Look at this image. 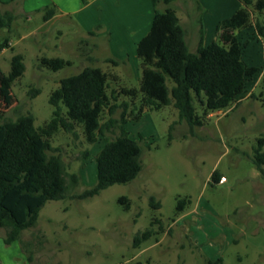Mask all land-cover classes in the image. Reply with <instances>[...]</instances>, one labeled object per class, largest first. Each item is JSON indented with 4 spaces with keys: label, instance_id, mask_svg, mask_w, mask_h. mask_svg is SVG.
<instances>
[{
    "label": "rangeland",
    "instance_id": "obj_1",
    "mask_svg": "<svg viewBox=\"0 0 264 264\" xmlns=\"http://www.w3.org/2000/svg\"><path fill=\"white\" fill-rule=\"evenodd\" d=\"M201 1L208 9L202 8L208 24L214 12L223 15L233 2ZM234 2L239 9L243 5ZM54 3L60 7L58 17L46 22L44 15ZM152 4V0H0V16L7 10L16 18L10 31L0 30V45L8 41L0 49V67L8 74L17 54L25 57L26 66L11 92L0 97V137L4 121L23 115L32 114L36 128L44 127L53 117L52 92L62 79L85 67L116 74L119 78L111 90H139L142 64L137 48L151 29ZM164 6L161 0L158 8ZM95 22L92 32L99 41L87 37L88 45L80 43L85 26ZM105 32L111 35L110 42H104ZM236 36L243 60L259 69L244 96L206 118L194 100L204 120L194 129L181 121L173 106L145 111L140 120L127 125L142 149L139 176L87 200L66 196L48 202L37 225L21 236L32 262L19 241L5 244L7 230L0 229V264H264V175L253 161L259 140L264 139V38L254 27L238 30ZM42 57L70 60L73 66L59 72L40 69ZM109 58L119 65L107 63ZM167 84L173 86L170 80ZM123 100L127 98L119 102ZM122 112L117 109L113 118L120 119ZM109 118L107 112L104 122ZM118 135V129L108 131L89 145L77 126L52 139L49 154L60 156L67 173L81 178L72 194L98 184L96 156ZM215 171L227 182L215 183L211 179ZM123 197L130 202L129 210L119 201ZM152 199L160 208L152 206ZM181 200L185 210L178 214ZM150 229L154 235L135 248V238Z\"/></svg>",
    "mask_w": 264,
    "mask_h": 264
},
{
    "label": "trees",
    "instance_id": "obj_2",
    "mask_svg": "<svg viewBox=\"0 0 264 264\" xmlns=\"http://www.w3.org/2000/svg\"><path fill=\"white\" fill-rule=\"evenodd\" d=\"M242 7L230 18L221 21L215 40L208 46L201 37L195 52L190 51L186 32L175 9H158L161 0H152L155 15L149 33L139 42L137 55L142 64L140 89H112L119 77L106 73L98 67H85L78 75L64 78L50 97L54 108L52 119L44 127L36 128L32 114L23 115L16 121H4L0 137V229H6L5 244L19 241L24 251L26 244L21 236L25 230L37 225L40 212L50 201L64 199L87 200L99 195L114 185L134 181L142 171V149L130 137L127 125L141 119L145 111H160L173 106L181 121L194 129L204 124L198 116L194 100L204 108V118L211 113L225 110L247 92V83L255 79L258 68L250 67L243 60V48L236 32L254 27L259 37L264 38V0H240ZM169 6L170 0H163ZM58 12L55 4L48 8L44 21L51 20ZM16 18L10 11L0 16V30L10 31ZM89 36H95L90 32ZM85 45L89 41L82 39ZM8 41L0 45L6 48ZM94 61L93 58H89ZM25 57L15 55L11 71L5 74L0 67V97L7 96L15 82L26 71ZM118 66L119 62L107 59ZM73 66L62 58L39 59L40 69L59 72ZM173 83L169 87L167 82ZM40 94V90L35 91ZM127 98L121 103L120 98ZM130 97V98H129ZM132 98V99H131ZM117 109H122L120 119L113 118ZM110 118L104 122L106 114ZM83 130L86 142L95 145L106 132L118 129L119 135L107 141L96 156L98 184L77 195L72 194L80 184L78 174H69L60 156L50 155L51 141L61 131ZM173 128V126H172ZM142 139V137H140ZM264 139L259 140L253 161L264 175ZM90 152L86 151L85 158ZM221 174L215 171L211 179L219 183ZM120 203L130 209L127 198ZM185 201H179L178 214L184 212ZM151 204L160 208L154 199ZM157 222H153V225ZM154 230L137 236L134 247L148 241ZM35 238L40 236L34 235ZM27 253V251H26ZM28 254V253H27ZM28 260L33 256L28 254ZM222 259L219 260L221 262Z\"/></svg>",
    "mask_w": 264,
    "mask_h": 264
},
{
    "label": "crops",
    "instance_id": "obj_3",
    "mask_svg": "<svg viewBox=\"0 0 264 264\" xmlns=\"http://www.w3.org/2000/svg\"><path fill=\"white\" fill-rule=\"evenodd\" d=\"M3 4L5 5L6 3H3ZM57 4H59V3H57ZM203 5H204V3L201 0H170L169 6L165 5L164 8H162V9L160 7L158 8L161 11H164L167 7H172L173 9L176 10V12L180 18L181 25L186 32V41H187L188 47L190 50H193V52H195L197 50L199 43H200V40H201V37H203V42H204L205 46H208L210 44L211 39L214 41L215 36H216V34L213 33L214 32V26L217 30V26L221 21H224V20L230 18L232 15H234L236 13L237 10H239V5L236 4V2H234V0H233V2H231L230 5L227 6L223 15L217 14L214 12L213 15L211 17H209L210 24H208L207 18H205V14H203L204 12H202V10H203L202 8H204V10H208V9H207V7H204ZM56 6H57V8L59 7L58 5H56ZM195 7L197 9V12H195ZM149 8H150L149 12H151L150 11L152 9L151 6ZM154 12H155V10H154ZM57 17H58V12L51 20H53ZM27 19L30 20V18H27ZM51 20H49V21H51ZM97 25L98 24H96V22L93 23V25L91 24L90 26L86 25L85 28L87 30L86 31L87 33H85L84 37H82L81 40L82 39L88 40L87 37H91V36H88L89 33L92 32V28H94V26L96 27ZM106 33L107 32H105V34ZM110 36H111L110 34H106V36H105L106 39L104 42H110L111 41ZM92 37H93V39H96V40H98V38H99L98 35H95ZM100 39H101V37H100ZM88 41L90 43V40H88Z\"/></svg>",
    "mask_w": 264,
    "mask_h": 264
},
{
    "label": "built area",
    "instance_id": "obj_4",
    "mask_svg": "<svg viewBox=\"0 0 264 264\" xmlns=\"http://www.w3.org/2000/svg\"><path fill=\"white\" fill-rule=\"evenodd\" d=\"M225 182H227L226 178H225V177H221V179H220V182H219V183H225Z\"/></svg>",
    "mask_w": 264,
    "mask_h": 264
}]
</instances>
